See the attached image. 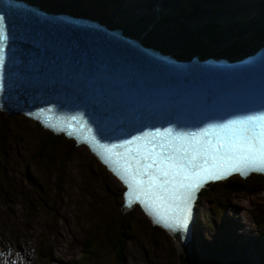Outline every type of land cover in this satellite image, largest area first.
Listing matches in <instances>:
<instances>
[{"label": "rangeland", "instance_id": "1", "mask_svg": "<svg viewBox=\"0 0 264 264\" xmlns=\"http://www.w3.org/2000/svg\"><path fill=\"white\" fill-rule=\"evenodd\" d=\"M36 1L39 3V0ZM74 1L79 4L83 0ZM92 1L89 0L88 3L90 4ZM59 2L67 5L73 4V1L67 0H59ZM137 2L136 4H143L148 1L137 0ZM207 5L204 6L206 10L203 9L202 19L211 16L212 10L209 8L211 5L209 3ZM60 7L61 10H65L63 6ZM82 10L84 9L80 8V11ZM87 10L91 11L89 7ZM98 10L100 9L98 8ZM102 10L110 11L108 6L103 7ZM257 11L254 12V16L260 17V13L257 14ZM224 12L228 11L224 10ZM174 13H176L175 10ZM224 15H228V13ZM180 22H182L180 18L173 19L166 26L174 27V29L158 27L156 33L171 35L161 38L166 37L175 45L179 43L180 37L175 27ZM254 30H251L250 33ZM260 33L262 32L259 31L257 34ZM262 43L259 41L258 46ZM0 134H2L0 139L3 144L0 147V223L4 224L2 220H7L12 216L13 209L11 221L6 223H17L14 213L29 222H32L33 217L38 216L42 223H45L44 225L51 226L46 231L40 229V233L37 234V242L46 251L50 248L51 243V248L57 252L59 258L70 257L72 260L84 259L85 261L83 241L93 238L92 243L97 242L98 245L95 252L97 257H93L90 264H117V258L113 255V251L110 252L113 238L104 230L100 231L101 227H98V224L106 222V215L111 219L112 216L117 217L121 213L123 216H127L123 233L130 239L125 250L124 264H180L183 258L191 262L194 253L198 264H237L234 261L211 260V255H208L210 248L209 250L205 247L201 248L199 244H195L194 253L186 256V252H181L179 245L169 235L158 229L153 230L148 219L140 211L134 210L130 214H125L121 209L122 186L86 148H76L71 142H68L69 144L62 142L54 147L47 146L49 144L48 133L43 131L39 125L23 117L14 118L1 112ZM44 146H47L48 150L39 154L40 149ZM81 173L84 174L83 178L80 177ZM59 174L60 178L57 177ZM233 181L241 187L238 192L226 190L223 185H218L215 187L216 190L205 193V195L210 194L209 199L204 200L203 197L198 204L199 218L201 219L199 225L203 227H199L200 239H203L202 232H205L206 238L212 241L215 248L222 244L225 245V243L229 244L231 240L228 231V237H225L224 232L227 227H224L221 222H225L228 218L240 220L243 216L246 220L243 222L244 229L249 227L253 234L254 227L249 213L254 208L258 211L264 210V182L248 186L242 180L235 179ZM6 188L9 190H5ZM49 202L50 208L47 205ZM102 203L105 206L104 211H100L101 214H99ZM229 204L234 208L227 209ZM222 205H225L227 210L224 208L226 216L220 220ZM9 208L11 211L8 210ZM238 208L242 212H236L235 209ZM94 219H101V221L96 225L92 222ZM12 227L20 228L24 234L27 233L25 226L18 228L12 225ZM235 231L240 232L241 230L238 227ZM235 231L231 232V235H235ZM30 232L33 234V231ZM43 232H47V236H44ZM247 233L250 232L247 231ZM195 237H198L197 233H195ZM30 241L32 242L31 239ZM234 243L238 245L237 240L233 239ZM191 250L189 244L188 252ZM54 251H51V254L55 258V253H52ZM33 252L35 256L38 255L35 249ZM227 252L228 249L225 248L223 252L225 256ZM42 253L44 254L45 251ZM255 263L258 264L256 261Z\"/></svg>", "mask_w": 264, "mask_h": 264}, {"label": "snow or ice", "instance_id": "2", "mask_svg": "<svg viewBox=\"0 0 264 264\" xmlns=\"http://www.w3.org/2000/svg\"><path fill=\"white\" fill-rule=\"evenodd\" d=\"M2 24L0 17V41H5ZM3 65L0 48V69ZM102 147L109 153L118 148L126 150L115 153L123 158L124 171L114 170L131 189L129 205L132 196L142 197L141 203L155 209L166 227H186L195 193L208 180L231 171L264 172V113L230 120L200 133L168 129Z\"/></svg>", "mask_w": 264, "mask_h": 264}, {"label": "trees", "instance_id": "3", "mask_svg": "<svg viewBox=\"0 0 264 264\" xmlns=\"http://www.w3.org/2000/svg\"><path fill=\"white\" fill-rule=\"evenodd\" d=\"M114 3V4H113ZM113 3L109 2V1H105V2H101V6L100 7H105L108 6L110 7V9L114 8H118V11L122 14L125 15L126 17H131L133 21H135V23H139L142 24L141 27L144 28H149L151 29V27H153V24L155 22L154 18H152V16L149 13H133V11L131 9H127V8H119L117 6H115V4L118 3V0H115ZM111 5V6H110ZM135 14V15H134ZM186 17V16H185ZM184 17V18H185ZM187 18V17H186ZM186 26H188V28H185ZM201 26V25H200ZM247 28L245 26L241 25H236L235 27H231L229 28V30L227 31V33H222L223 36L221 35V33H219V30L217 28H214L212 25H208L205 28H200L196 25H188L187 23L184 22V40L188 43H191L192 46H194L196 51H200V49H198L199 47H201V43H204L203 45L206 46L207 48H214L212 47L213 44L216 46L215 43L218 42H222L223 41V37H227L230 38L233 41V43L229 42L228 43L231 45V53H235L237 54L238 49L242 50L246 47H250V44H252L253 41H251V43H249L250 41H248L245 38V32L244 29ZM139 29V28H138ZM139 30L142 31V29L140 28ZM261 30V29H259ZM262 30L264 31V27H262ZM141 31H139L141 33ZM203 31V32H202ZM206 33V34H204ZM264 33V32H263ZM204 35V36H202ZM246 42V43H245ZM248 42V43H247ZM199 46V47H198ZM201 50H204V48H202ZM197 53V52H196ZM0 136L2 137V134H0ZM47 140H48V145L47 146H51L54 147L60 145L62 142L63 143H68V141L66 140H60L57 137L51 135L48 133L47 135ZM3 146L2 144V140L0 139V147ZM43 147L41 148L39 154L45 152L48 150V147ZM74 146V145H73ZM72 146V147H73ZM60 174L62 175V172H60ZM57 175L58 178H60L61 176ZM64 174V173H63ZM264 182V180H262V178L259 177H253L252 179L248 180L247 182H245V185H252V184H262ZM223 188L229 191H239L240 190V186L236 185L234 182H228L225 185H223ZM5 190H9L8 188H6ZM212 190H216V188H213L210 190V193ZM10 192H12V190H10ZM6 195H8L7 193H5ZM9 196V195H8ZM206 198L209 199L210 198V194L206 195ZM48 207L50 205L47 204ZM224 206V205H222ZM104 203L101 204L100 209H99V214L100 211H104ZM125 213V212H124ZM127 214V213H125ZM106 222L102 224L101 219L97 220L94 219L92 220V222L94 224H98V227H101L99 230L100 231H105L106 233H108V235L110 237H112V243L110 244V249L112 252L113 251V255L117 258V264H124L125 262V250L127 247L128 242L130 241V239L127 236H124V225L126 224L125 222V218L127 217L126 215H122L121 213L118 214L117 217L112 216L111 219L108 217V215H106ZM254 219L255 221H257V219H259L260 221L263 220V215L262 214H257L254 215ZM153 230H156L155 228L152 227ZM92 240L94 241V239L92 238ZM91 238H88L87 240L83 241V254H84V259L80 261L79 264H90L91 260L93 257H97V242L92 243ZM224 247L226 248V244L224 245ZM106 249H108V247H106ZM264 253V249L261 250ZM218 254H215V257L217 258H221V254L222 252H220L219 250L215 251ZM215 257H212L214 260ZM231 257V256H230ZM233 257V256H232ZM229 255H224L222 261L226 262L228 261ZM180 264H197V262L195 261V263L187 261V259H182V261L180 262Z\"/></svg>", "mask_w": 264, "mask_h": 264}, {"label": "bare ground", "instance_id": "4", "mask_svg": "<svg viewBox=\"0 0 264 264\" xmlns=\"http://www.w3.org/2000/svg\"><path fill=\"white\" fill-rule=\"evenodd\" d=\"M28 0H22V2H24V3H26ZM101 1L102 0H93L92 2H90V4L87 2V3H85V5H82V6H78V3H75V1L73 2V4H66V3H62V2H60L62 5L61 6H63L64 7V9H68V10H73L74 12L76 11L77 13H78V16L79 17H81V15H82V18H86V19H89V18H87L86 16H83V14H80V13H82V12H86V13H89L88 12V10H87V8L89 7L90 9H91V11H98L99 12V10H98V8L100 9V11L102 10V8L103 7H100L101 6ZM106 1H109V2H111L112 0H106ZM115 0H113L111 3H113ZM120 1H125V0H120ZM148 2L146 3V4H148V5H151V4H153V2L154 1H156V0H147ZM177 2H180L181 4H183V2L181 1V0H176ZM234 1L235 0H232V3H230V4H228L229 5V7L230 8H232V6L234 5ZM251 1H253V0H251ZM28 2H30V3H33V6L34 7H37V8H39V9H44L42 6V4H40V3H37V1L36 0H29ZM102 2H105V1H102ZM93 3H94V5H93ZM96 3V4H95ZM125 3L126 4H131V5H134V4H136V3H138L137 2V0H129V1H125ZM80 5V4H79ZM111 6V5H110ZM141 6H145V4L143 3ZM73 7H75V10H74V8ZM80 8L81 9H84V10H82V11H80ZM188 7L185 5V4H183L182 6H181V10H186ZM216 9H218V7H215ZM109 9H110V7H109ZM179 9V10H180ZM45 11L47 10V9H44ZM51 10H52V8H51ZM111 10V9H110ZM175 10V9H174ZM219 11L216 13V15H218V14H220L221 13V10L220 9H218ZM227 10V9H226ZM58 11H60V12H62V13H64L65 12V10H58ZM64 11V12H63ZM103 11V10H102ZM228 11V10H227ZM74 12H71V15H74V16H77V14H75ZM109 12V11H108ZM112 12H115L114 10H112ZM67 13V12H66ZM68 14V13H67ZM174 15L176 16V14H173V18H174ZM77 16V17H78ZM102 18H104L103 16H101ZM90 20H92L91 18H90ZM104 20H105V18H104ZM93 21H96L97 22V20H93ZM105 23L107 24V20H105ZM105 26V25H104ZM105 27H107V26H105ZM109 29H112V28H110V27H108ZM153 29H155L154 27H152ZM114 29V28H113ZM133 30V31H131V30ZM155 30H157V29H155ZM147 31V35H149V34H152L153 33V31L154 30H146ZM128 32L129 33H133V34H137V33H140L139 32V29L137 30L133 25H130L129 27H128ZM142 32V31H141ZM151 32V33H150ZM203 32V31H202ZM204 34H206V33H204ZM129 35H131V34H129ZM202 36H204V35H202ZM156 39V41L158 42V43H166V44H168L170 47H169V49H171V47L172 46H174V44L169 40V39H167L166 37L165 38H161V37H157V38H155ZM178 40V39H177ZM140 43H142V44H144V41L143 40H141L140 41ZM219 43L220 42H218V43H215L216 44V47L219 45ZM246 43V42H245ZM248 43V42H247ZM249 43H251V42H249ZM204 43H201V48H204V50H202V54H203V56L204 57H206L205 56V54L208 52V49L209 48H207L206 49V46L205 45H203ZM251 45L252 44H250V47H246V48H244V49H242V51L241 52H237V54H235V53H231V50H232V48H231V46L230 47H228L227 48V50L229 51V54L228 55H225V52L224 53H222V58H225V56H228L229 58H231V59H233V60H229V62L230 61H234V62H239L241 59H242V57H246L245 59H247V58H249V57H251V49H252V47H251ZM262 45H264V44H262ZM256 47H259L258 45H256ZM166 50H168V49H166ZM172 52H178L177 51V49L176 50H173V48L171 49V53ZM242 55V56H241ZM166 56H170L169 54L168 55H166ZM172 58H174L173 56H172ZM219 60V59H218ZM1 112V111H0ZM1 113H5V115H8V113L7 112H1ZM9 116H12V115H9ZM13 117V116H12ZM16 117H22L21 116V114H17L14 118H16ZM23 118H25V119H27V120H31V119H29L28 117H26V116H23ZM31 121H33L34 123H36V121H34V120H31ZM37 124V123H36ZM38 125V124H37ZM40 127V126H39ZM81 149H83L82 147H81ZM83 155V154H82ZM106 169V168H105ZM83 176H84V174H80V177L81 178H83ZM86 178V177H85ZM87 185V184H86ZM98 186V185H97ZM97 188H99V187H97ZM233 209L234 207L231 205V204H229V206H227V209ZM201 215V214H200ZM200 218H199V215H198V224L200 223ZM239 223H237V222H230V220L228 219V222H227V225H228V227H227V229H226V231H225V234H226V236L225 237H228V234H227V231L229 232V237H232L234 240H237V236H235V235H231V232H233V231H235L236 230V228L234 227V226H236V227H239V225H238ZM242 224V223H241ZM242 225H244V224H242ZM245 226V225H244ZM29 227V226H28ZM9 230H10V239H13L14 237H15V235H14V233H12L11 232V228H9ZM195 233H197V232H195ZM32 235V233L30 232L29 233V236H31ZM253 239H255V238H253ZM227 240V239H226ZM179 249H180V251L181 252H183V251H185L186 253L188 252V248H182V247H180L179 246ZM201 249V248H200ZM261 254H264L262 251L260 252ZM52 255V254H51ZM53 256V255H52ZM54 257V256H53ZM252 264H256L255 263V261L254 262H252Z\"/></svg>", "mask_w": 264, "mask_h": 264}, {"label": "water", "instance_id": "5", "mask_svg": "<svg viewBox=\"0 0 264 264\" xmlns=\"http://www.w3.org/2000/svg\"><path fill=\"white\" fill-rule=\"evenodd\" d=\"M6 2H10L9 0H6ZM34 7V6H33ZM34 8H36V9H38V10H41V9H39V8H37V7H34ZM43 11H45V10H43ZM55 14L54 15H56L57 17H61V16H64L65 18H67L68 19V17H70L71 19H69V20H71L73 23H76V21H84L85 23H89L90 25H92V26H95V27H98L100 30L102 29V30H104V31H107V32H110L109 30H113V29H109V30H107V27H105L104 25H98V23L96 22V21H93V20H89V19H86V18H82V17H77V16H74V15H70V14H67V13H62V12H54ZM63 14V15H62ZM68 16V17H67ZM44 29H46V30H48L47 28H44ZM111 33V32H110ZM52 42H53V40H51ZM55 42V41H54ZM65 42V44H68V42L67 41H64ZM166 57H168V56H166ZM169 58V57H168ZM173 60V59H172ZM256 62V60L251 56V57H249V58H247V59H244L242 62H233V63H235V65L236 64H239V63H241L240 65H249V64H253V63H255ZM224 65H227V64H224ZM8 66H10V64H8ZM4 67H5V65H4ZM3 100H5V101H7L13 108H11V109H19V110H21V109H23V107L21 106V105H17V104H15V102L13 101V99H11L10 100V96H9V94H7L6 93V91H3L2 93H1V96H0ZM7 108V107H6ZM18 111V110H17ZM3 112H5V110H3ZM19 112V111H18ZM18 112H15V113H12V112H7L8 113V115H12L13 117H15L17 114H19ZM21 114V113H20ZM98 114H100L99 112H98ZM121 197V196H120ZM122 198V197H121ZM187 244H182L181 242L180 243H178L177 242V244L180 246V247H182V248H189V244L190 243H188V242H186Z\"/></svg>", "mask_w": 264, "mask_h": 264}]
</instances>
